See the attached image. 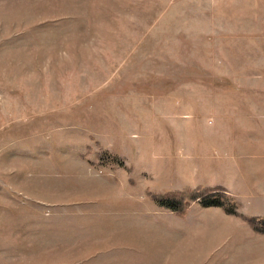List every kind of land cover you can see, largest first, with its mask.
Segmentation results:
<instances>
[{"label": "rangeland", "instance_id": "obj_1", "mask_svg": "<svg viewBox=\"0 0 264 264\" xmlns=\"http://www.w3.org/2000/svg\"><path fill=\"white\" fill-rule=\"evenodd\" d=\"M0 264H264V0H0Z\"/></svg>", "mask_w": 264, "mask_h": 264}, {"label": "trees", "instance_id": "obj_2", "mask_svg": "<svg viewBox=\"0 0 264 264\" xmlns=\"http://www.w3.org/2000/svg\"><path fill=\"white\" fill-rule=\"evenodd\" d=\"M215 200V199H214ZM216 204H219V203H216ZM220 205V204H219ZM173 207V206H172Z\"/></svg>", "mask_w": 264, "mask_h": 264}]
</instances>
